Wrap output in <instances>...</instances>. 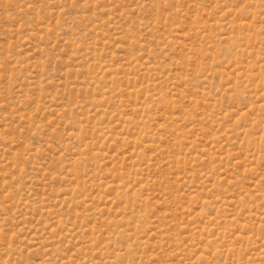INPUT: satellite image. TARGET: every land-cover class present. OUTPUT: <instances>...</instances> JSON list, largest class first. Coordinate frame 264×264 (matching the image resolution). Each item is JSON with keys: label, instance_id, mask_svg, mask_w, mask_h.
Instances as JSON below:
<instances>
[{"label": "rangeland", "instance_id": "374dc122", "mask_svg": "<svg viewBox=\"0 0 264 264\" xmlns=\"http://www.w3.org/2000/svg\"><path fill=\"white\" fill-rule=\"evenodd\" d=\"M0 264H264V0H0Z\"/></svg>", "mask_w": 264, "mask_h": 264}]
</instances>
